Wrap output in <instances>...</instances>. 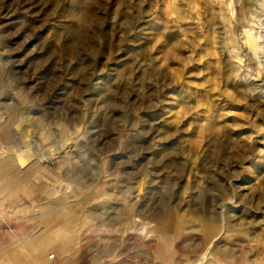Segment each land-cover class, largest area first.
I'll return each instance as SVG.
<instances>
[{
  "label": "rangeland",
  "instance_id": "374dc122",
  "mask_svg": "<svg viewBox=\"0 0 264 264\" xmlns=\"http://www.w3.org/2000/svg\"><path fill=\"white\" fill-rule=\"evenodd\" d=\"M11 251L264 264V0H0Z\"/></svg>",
  "mask_w": 264,
  "mask_h": 264
},
{
  "label": "crops",
  "instance_id": "0c3cea01",
  "mask_svg": "<svg viewBox=\"0 0 264 264\" xmlns=\"http://www.w3.org/2000/svg\"><path fill=\"white\" fill-rule=\"evenodd\" d=\"M68 219L70 220V217H65V221L66 222H67ZM65 243H66L65 241L61 242V246L63 248H66L67 247ZM49 244L50 243L48 242V245ZM6 258H7V261L9 263H11V264H18L19 263L20 256H19L18 253L11 251L9 254H7V257ZM40 258H41V256H40Z\"/></svg>",
  "mask_w": 264,
  "mask_h": 264
},
{
  "label": "bare ground",
  "instance_id": "6f19581e",
  "mask_svg": "<svg viewBox=\"0 0 264 264\" xmlns=\"http://www.w3.org/2000/svg\"><path fill=\"white\" fill-rule=\"evenodd\" d=\"M45 244H46V241L40 239V240H37V243L34 244V247L33 248H35L34 250H38L40 248L45 247L46 246Z\"/></svg>",
  "mask_w": 264,
  "mask_h": 264
},
{
  "label": "built area",
  "instance_id": "2783aa9c",
  "mask_svg": "<svg viewBox=\"0 0 264 264\" xmlns=\"http://www.w3.org/2000/svg\"><path fill=\"white\" fill-rule=\"evenodd\" d=\"M50 257H52V254L50 255Z\"/></svg>",
  "mask_w": 264,
  "mask_h": 264
}]
</instances>
